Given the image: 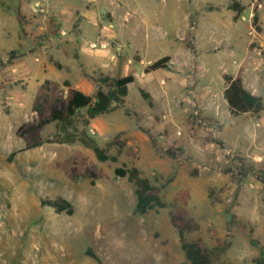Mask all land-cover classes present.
I'll return each mask as SVG.
<instances>
[{
    "label": "rangeland",
    "instance_id": "374dc122",
    "mask_svg": "<svg viewBox=\"0 0 264 264\" xmlns=\"http://www.w3.org/2000/svg\"><path fill=\"white\" fill-rule=\"evenodd\" d=\"M220 1L0 0V264H181L169 211L184 189L199 230L182 239L212 264H254L264 252V113L232 116L222 89L238 61L244 86L258 93L264 40L234 58L225 34L247 42L264 0H241L244 20L235 24L224 10L208 14ZM187 9L198 14L196 40ZM10 49L14 59L3 65ZM165 56L182 70L143 74ZM126 75L135 82L110 113L89 119L81 109L69 124L20 135L62 106L65 81L93 95L98 78ZM93 145L116 161H98ZM115 168L136 169L166 207L137 213L134 179ZM57 197L72 216L41 205Z\"/></svg>",
    "mask_w": 264,
    "mask_h": 264
},
{
    "label": "trees",
    "instance_id": "16d2710c",
    "mask_svg": "<svg viewBox=\"0 0 264 264\" xmlns=\"http://www.w3.org/2000/svg\"><path fill=\"white\" fill-rule=\"evenodd\" d=\"M230 9L235 12L237 17L243 10L238 3H233ZM253 20L254 22L256 21V16L253 17ZM15 53L16 52L14 51L9 53L6 62L7 64L14 59ZM169 60L170 58L165 56L150 65H147L144 68V73L148 74L166 68ZM224 80L226 87L223 91V99L225 100L229 113L232 116L248 113H264V106L261 98L253 95L247 90L240 79H233L230 76L224 75ZM96 82L98 83V86L94 94L86 95L77 89L71 88L68 82L65 81L64 86L66 89L59 92L56 101L58 104H62V106L57 107L48 118L24 127L20 132V135L23 137L28 136L52 122L69 124L76 112L81 109L86 110V116L89 119L110 113L114 110V107L120 106L124 103V99L128 93V86L135 82V77L133 75H126L118 78L104 76L98 78ZM141 95L146 100L149 99L147 93L141 91ZM92 150L96 159L100 162L108 160L111 162L116 161L115 157L106 156L97 146L93 145ZM178 151L180 152L181 149H178ZM164 153L171 158H177L176 153L171 150H166ZM240 161L243 163L242 159ZM114 173L118 177H125L128 175L130 179H134L137 188L135 210L140 215H144L152 210L164 209L166 207V203L159 195L160 188L153 186L147 178H140L136 169L123 170L121 168H115ZM257 179L264 184V177H259ZM188 201L189 191L188 189H184L177 193L172 199L169 211V224L181 237V248L185 256V261L181 264H212L209 253L201 248L197 242H185L182 239L183 234L194 233L199 230L198 223L193 218L189 217L185 209ZM41 205L52 208L55 213H64L67 216H72L74 212L71 203L61 197H57L53 200H43L41 201ZM87 255L98 261L93 252L88 251ZM253 263L264 264V252H261L260 256L253 260Z\"/></svg>",
    "mask_w": 264,
    "mask_h": 264
},
{
    "label": "crops",
    "instance_id": "0c3cea01",
    "mask_svg": "<svg viewBox=\"0 0 264 264\" xmlns=\"http://www.w3.org/2000/svg\"><path fill=\"white\" fill-rule=\"evenodd\" d=\"M24 1H26V0H24ZM246 1L248 2V4L251 2V0H246ZM233 3H238L239 5L241 4L242 6H246L244 3L241 2V0H221L220 3H210V4H207L206 5L207 7H209L208 14L209 13L210 14H215L218 11L224 10V11H226V12L229 13V16H230V19H231L232 23L235 24V23H237L238 21H241V20L237 17V15L235 14V12L230 9V7H231V5ZM241 5H240V7L242 8ZM187 11H188V9L186 10V15L184 16V20L186 21V25H187V20L188 19H191L192 17L195 18L194 20H195V22L197 24L196 31H195V37H194L195 40H196V38L199 37V31H198V25L199 24L197 23V20H196V18L198 17V14L196 13L197 15L196 14L193 15L195 12L189 10L188 13H187ZM242 11H241L240 15L242 14ZM256 21H258V25H260L259 31H257V33H255V35H253L252 37L250 36L251 38L247 42H245V43H244V41H245L244 39H243L244 40L243 41V40H241V38H238L239 36L233 37V36H228L227 34H225V36H226V38H225L226 40L225 41H228V44H229V47H228L229 49L227 51V53L229 54L228 56H232L234 58L235 57L237 58L239 55H241V59L242 58H245V56L247 55V53L249 51V45H250L251 41L257 40L259 42H263V40H264V35H263L264 7H263L262 10H259L257 12ZM186 25H185V28H186ZM231 27H233V26H231ZM249 28H250V26H249ZM249 28H248L247 34L249 33ZM194 43H195V41H194ZM215 43L220 44V40L217 41V42H214V45H215ZM214 45H213L212 48H214ZM11 51H13V50L10 49L9 51H7L8 52V56H9V53ZM179 55H182V56L184 55L185 56L186 53L181 49V53H179ZM168 57L170 58V60L167 63L166 68H164V69H169V70H172L173 71V69H172L174 67V66H172L173 57H170V56H168ZM7 60H8V57H7ZM7 60H6V62H7ZM6 62L3 63V65H10V63L12 61L9 64H7ZM140 62H141V59H140V61L138 63H140ZM232 63L234 65V67L233 68L232 67L228 68L229 74L227 76H230L233 79H240L241 80V75H242V72L244 70V66L241 64V62L238 63V61H236V64H235V61H232ZM150 64H147V65H150ZM178 67H179L178 69L176 67H174V68L176 70H182V65H179ZM143 74H145L144 73V69H143ZM259 79H260L261 82L259 83L260 86L258 88V93L257 94L253 93L248 88H246L244 86L243 82H242V84L253 95L260 97L261 100H262V104L264 106V101H263L264 100L263 99L264 98V67H263V72H261L259 74ZM225 87H226V83L224 82L223 89H222V94H223V91H224ZM225 104H226V102H225ZM259 133L264 136V125H262V128L260 129ZM261 142H264V140H262Z\"/></svg>",
    "mask_w": 264,
    "mask_h": 264
},
{
    "label": "built area",
    "instance_id": "2783aa9c",
    "mask_svg": "<svg viewBox=\"0 0 264 264\" xmlns=\"http://www.w3.org/2000/svg\"><path fill=\"white\" fill-rule=\"evenodd\" d=\"M238 18H240V20H244V17L241 16V15H239ZM92 47H93V48H96V49H97V48H102V49H104L105 46H104L103 44H100V45H99V44H98V45H97V44H94Z\"/></svg>",
    "mask_w": 264,
    "mask_h": 264
}]
</instances>
